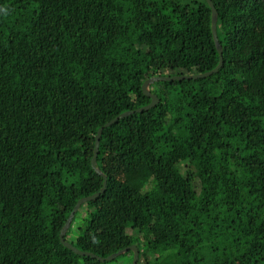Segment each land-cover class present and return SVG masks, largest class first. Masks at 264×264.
Listing matches in <instances>:
<instances>
[{
  "label": "trees",
  "instance_id": "16d2710c",
  "mask_svg": "<svg viewBox=\"0 0 264 264\" xmlns=\"http://www.w3.org/2000/svg\"><path fill=\"white\" fill-rule=\"evenodd\" d=\"M224 65L157 82L104 128L107 190L65 238L138 264H264V0H212ZM206 0H0V264H111L64 247L104 179L96 136L152 77L214 70ZM129 252L116 264H132Z\"/></svg>",
  "mask_w": 264,
  "mask_h": 264
},
{
  "label": "water",
  "instance_id": "95a60500",
  "mask_svg": "<svg viewBox=\"0 0 264 264\" xmlns=\"http://www.w3.org/2000/svg\"><path fill=\"white\" fill-rule=\"evenodd\" d=\"M207 3L209 4L211 10H212V21H211V29H212V34H213V38H214V42H215V46L216 49L219 53V57H220V62L218 64V66L212 70L209 71L207 73H203V74H196V75H187V76H183V75H177L174 77H162V76H157V77H152L148 80H146L142 86V91L143 93L149 97L151 99V103L148 106L142 107L140 109H137L135 111H129V112H125L119 116H117L115 119H113L112 121H110L108 124H106L104 127L100 128L97 136H96V142H95V149H94V155L93 158L91 160V165L93 170L104 179L103 182V187L101 189V191L99 193H96L92 196L86 197V198H82L80 199L76 206L74 207L73 211L71 212L65 226L63 227V229L61 230L60 233V241L63 244L64 247L68 248L69 250H71L72 252H74L76 255L78 256H82V257H90L93 259H97L98 261H100L101 263H106V262H111L114 261L115 259L119 258L122 255H125L129 252H133L134 254V258H133V263L132 264H138L139 261V250L137 248L136 245L127 247L123 250L118 251L115 254L110 255L109 257L103 258V257H99L93 253L90 252H85L82 251L78 248H76L73 244H71L70 242H68L65 238L68 230L71 227L72 221L76 215V213L79 211V209L86 203L91 202L95 199H97L100 195L104 194L107 190V182H108V177L107 175H105L101 169L98 167V156H99V151H100V142H101V137L103 134V130L104 128H108L112 125H114L115 123H117L119 120L124 119L126 117H129L133 114L137 113H142L144 111H148L154 107H156L159 104V98L156 94H153L151 92V86L154 83L157 82H171V81H182V80H198V79H204V78H208L211 77L213 74H216L220 71V69L223 67L224 65V59H223V47L219 41L218 38V30H217V23H218V11L213 3L212 0H206Z\"/></svg>",
  "mask_w": 264,
  "mask_h": 264
},
{
  "label": "rangeland",
  "instance_id": "374dc122",
  "mask_svg": "<svg viewBox=\"0 0 264 264\" xmlns=\"http://www.w3.org/2000/svg\"><path fill=\"white\" fill-rule=\"evenodd\" d=\"M186 76H187V75H186ZM123 262H124V260H123ZM123 262H120V263L122 264ZM110 263H111V264H116L114 261H111Z\"/></svg>",
  "mask_w": 264,
  "mask_h": 264
}]
</instances>
